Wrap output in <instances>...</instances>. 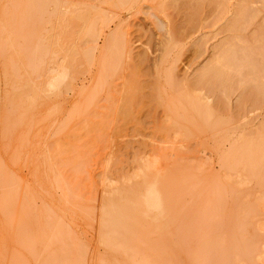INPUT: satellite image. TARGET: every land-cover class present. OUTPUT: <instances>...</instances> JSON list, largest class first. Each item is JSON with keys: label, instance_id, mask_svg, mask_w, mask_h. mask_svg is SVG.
<instances>
[{"label": "rangeland", "instance_id": "1", "mask_svg": "<svg viewBox=\"0 0 264 264\" xmlns=\"http://www.w3.org/2000/svg\"><path fill=\"white\" fill-rule=\"evenodd\" d=\"M36 4L0 0V264H264V0H77L65 25ZM246 144L259 179L231 187ZM148 167L169 219L103 243L107 197Z\"/></svg>", "mask_w": 264, "mask_h": 264}, {"label": "bare ground", "instance_id": "2", "mask_svg": "<svg viewBox=\"0 0 264 264\" xmlns=\"http://www.w3.org/2000/svg\"><path fill=\"white\" fill-rule=\"evenodd\" d=\"M128 1H131V0H125V2H128ZM36 5L38 6L37 9L41 13V14H39V15H41L40 19H42V21L44 20V23L45 22H48V21H51L52 18H55L60 25H65L66 22H69V21L75 22L76 20H79L80 19L79 18L80 15H75L77 12L74 10V8L77 7V0H40V1L37 0V4ZM30 7H32V6H30ZM34 7H36V6H34ZM27 14H31V13H27ZM29 16H31V15H29ZM69 16H71V18ZM68 17L70 18L69 20H68ZM88 24H90V23H88ZM160 24L161 23L158 20V25H160ZM164 25L165 24L162 23L161 27H159V30L162 31V29H163V31H164V39L167 40L166 41L167 46H165V47H169V44L170 43L172 44V42L175 41V39H174L175 37H174V34H173L175 32H173L171 30L165 31V26ZM88 26H90V25H88ZM98 36H99V31H98V29L96 27V23L94 22V24H91V27L88 30V39H89V42L88 43H90V44L93 45V43L95 42V39ZM41 39L42 38H40V40ZM118 41H119V39H118L117 34L116 35L115 34L114 35L111 34L108 38H106L105 41H104L105 42V47L103 49V53L102 54H104V55H107V54L110 55V54H112L114 56L115 55L114 52H119ZM171 44H170V46H171ZM91 48L94 49L93 46ZM44 50L43 51L42 50L40 51V53L43 52V54H39V56L40 55H42V56L48 55V51L46 50L47 52H44ZM42 56L40 58H42V60H43L44 58ZM113 56H111V57H113ZM116 56L118 58L119 53H117ZM114 58H116V57H114ZM230 69H232V68H230ZM50 85L52 86L53 84L51 83ZM191 100L192 99H190V101ZM199 114L200 113L198 112L197 117L199 116ZM204 117L206 118V116H203V118ZM253 142H252V144H253ZM250 143H251V141H250ZM253 148H255V147H252L251 148V145L248 146V150L246 152H244V150L242 148L243 151H241V152H243V153H241L240 150L238 148H236V150L238 149L237 151H239V152L238 153H234V154H233V151L231 150L232 151V154H230L231 155V158L229 156V161L226 160L225 162H223L224 163V168L226 167L225 168L226 169V172L224 173V178L226 179V181L227 180L230 181V182H225V183H228V185L230 184L231 187L232 186L235 187V182L236 181H238V182L241 181L239 183L242 184V182L245 180L246 175L248 176V177H246L247 179L248 178H251V176H254V179H255V177H256L255 176V171L257 170V172L259 173L258 166H261V163H263V161L260 163V160H261V157L262 156H260L259 158L256 157V154H257V152L255 151L256 148L255 149H253ZM263 149H261V150H263ZM261 153H262V151L260 152V155H261ZM257 156H259V154ZM263 158L264 157H262V160H263ZM227 162H228V164L225 165V163H227ZM155 166L156 165L153 164V168H152V165H149V167H151V169L153 170L152 172H154V169H156ZM149 167L147 168V172L143 173V176H142L143 177V181L142 182H143L144 185H146L145 190H144V194H141L140 195L139 194V189H132L130 191H125V192L122 191V190H115V193L113 195L107 197V200H106V202H105V204L103 206V214H102V220H103V222H102V224H103V227H108L109 228V230L111 232V236L110 235H107L106 237H104L103 240H102L103 243H105V244H113L114 243L113 245H115L117 242H119L118 241L119 239H117V237H116L117 234H119L122 229H127V228L135 225V220L139 216L145 217V218H150V219L155 220V221H159L160 219H164V220L165 219H167V220L169 219V217H170V211H169V203H168V200H167V193H166V196L164 194V192H166L165 191V188H166L165 183H163L164 186H165V188L162 189V186H163L162 182L163 181H161V179H159L157 176H156L157 178L151 179L150 178V175L148 174V172H150L149 170H151ZM261 167H264V166H261ZM244 172H245V177L241 175V173H243V175H244ZM256 178H258V177H256ZM222 188H223V186H222ZM222 188L220 187L221 190H222ZM220 189L218 190L219 200H221L220 199V196H222V194H223ZM7 195L10 196V193L7 194ZM9 196L8 197L6 196L5 198H3V200H1V205H3V203L12 202L11 197H9ZM226 196H227V194H226ZM245 202H247V201H245ZM11 205H12V203H11ZM241 208H243V206ZM250 208H252V207H250ZM7 211H9V208H8ZM257 211H259V210H257ZM221 213L222 212H220V214ZM247 215H248V212H247ZM251 216L254 217L253 214H251ZM244 218L248 220V217L247 218L244 217ZM16 235H17V232L15 233V236ZM116 240H117V242H116ZM118 244L119 243H117V246H118ZM52 245L57 246V244L55 243V241L52 243ZM109 246H111L113 248L112 245H109ZM53 253H51L49 255V258L46 261L47 264H59L60 263L59 262V255H58L57 249H55V251Z\"/></svg>", "mask_w": 264, "mask_h": 264}]
</instances>
